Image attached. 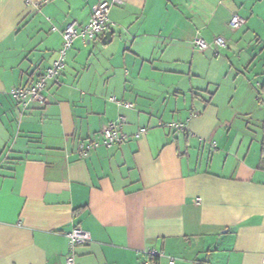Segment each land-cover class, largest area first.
I'll list each match as a JSON object with an SVG mask.
<instances>
[{"label": "crops", "instance_id": "crops-1", "mask_svg": "<svg viewBox=\"0 0 264 264\" xmlns=\"http://www.w3.org/2000/svg\"><path fill=\"white\" fill-rule=\"evenodd\" d=\"M97 1L0 0V264H63L74 226L75 264H264V0H107L110 41L75 38L21 111ZM119 114L126 138L81 154Z\"/></svg>", "mask_w": 264, "mask_h": 264}, {"label": "built area", "instance_id": "built-area-1", "mask_svg": "<svg viewBox=\"0 0 264 264\" xmlns=\"http://www.w3.org/2000/svg\"><path fill=\"white\" fill-rule=\"evenodd\" d=\"M110 8V3L107 0H99L94 3L91 7L90 17L86 24L80 25L76 21L67 22L61 30L62 33V44L58 50L56 57L53 59L50 65L45 69L40 71L36 77L27 85L14 86L10 89L12 97L15 99L19 105L21 111H24L33 102H43V90L45 88L46 82L49 79L55 78L60 74L64 65L67 50L72 45L73 41L77 37H81L83 42H89L93 40L97 34L108 30L113 22L110 21L108 17V12ZM245 22V19L238 12H232L229 20L228 26L231 29L238 28L241 24ZM52 29H56L52 27ZM210 45H215L216 48L226 47V39L223 35H216L212 40L207 41L201 35L197 34L193 38V46L198 50H203ZM216 49V50H217ZM109 100L116 102L117 104L130 107L132 103L129 101H121L115 95L109 97ZM125 121V116L119 114L117 119L109 121L100 132V140H93L87 143H80L79 152L83 155L93 147L102 144L106 147H111L114 144L121 143L125 138L126 134L121 130V126ZM169 126H173L176 130L182 129L181 123H169ZM146 132L145 127H139L136 136H141ZM67 242V254L63 264H75V248L78 244H83L88 242L90 234L87 230L80 226H74L70 231L66 233ZM150 257L161 256L160 251L156 249H148L145 251ZM148 263V260L145 261ZM174 258L168 257V264H173Z\"/></svg>", "mask_w": 264, "mask_h": 264}, {"label": "water", "instance_id": "water-1", "mask_svg": "<svg viewBox=\"0 0 264 264\" xmlns=\"http://www.w3.org/2000/svg\"><path fill=\"white\" fill-rule=\"evenodd\" d=\"M111 34H112V31L111 30L105 31V33H104V39L102 40V43L109 42L110 39H111ZM105 39H107V40H105Z\"/></svg>", "mask_w": 264, "mask_h": 264}, {"label": "trees", "instance_id": "trees-1", "mask_svg": "<svg viewBox=\"0 0 264 264\" xmlns=\"http://www.w3.org/2000/svg\"><path fill=\"white\" fill-rule=\"evenodd\" d=\"M108 13H109V12H108ZM108 17H109V16H108ZM110 21H111V20H110ZM112 26H113V25H112ZM110 28H111V27H110ZM110 28H109V29H110ZM97 35H98V34H97ZM71 46H72V45H71ZM71 46H70V47H71ZM58 50H59V49H58ZM68 50H69V49H68ZM68 50H67V51H68ZM57 53H58V52H57ZM66 54H67V53H66Z\"/></svg>", "mask_w": 264, "mask_h": 264}]
</instances>
